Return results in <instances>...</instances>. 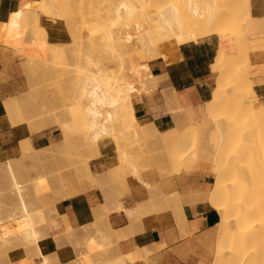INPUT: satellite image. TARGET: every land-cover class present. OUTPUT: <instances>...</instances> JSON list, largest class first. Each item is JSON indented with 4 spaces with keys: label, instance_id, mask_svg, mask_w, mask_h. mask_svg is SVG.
Masks as SVG:
<instances>
[{
    "label": "bare ground",
    "instance_id": "6f19581e",
    "mask_svg": "<svg viewBox=\"0 0 264 264\" xmlns=\"http://www.w3.org/2000/svg\"><path fill=\"white\" fill-rule=\"evenodd\" d=\"M46 1L47 0H44V1L40 0L36 8H33L34 6L32 7L31 5L28 4L26 6H22L17 12H14L11 15L10 21L7 22L6 24H3L2 29H0V38L2 37L3 41L8 46H14L18 48L21 51V53L26 55L27 57L26 65H28L31 68L33 66L34 68H36L39 65L37 63L39 61L35 59L36 57L33 58L34 55L29 51L30 48L27 47L29 46L28 44L32 42L33 40L35 42L33 46H35L36 44L40 43V42H37L38 40L43 39V41L41 40L43 44V46L41 47H44L43 49L45 51L48 50L52 54L53 56L52 58L54 60L53 59L51 60H53L55 64H59L62 66L67 65L66 64L68 62L67 59L69 58L68 55H70L67 50L70 49L71 54L76 55V57L78 56V61L75 64V67L73 66L74 68L72 69V72L68 74L67 76L69 79L68 83L71 82L70 86L72 85V88L74 89V93L71 91L73 93L71 97L72 102L69 104H66L67 106L64 107L63 111H60L59 109H58L59 111L56 109H52L50 111L40 110L39 112H37V109L39 106L37 105L38 107L35 106L36 107L35 108L34 104H32V102L30 101L31 99L29 100L30 95L28 96L25 95L26 92L28 91H23L22 93L5 100L4 104H5L7 113L9 115L10 121L12 123L11 125H14L18 129L19 127L27 129L26 133H23L25 135V138L23 134H21V136L24 138V140L23 138L21 139V141L22 140L23 141L20 143L22 154L24 153L26 156V155H30L32 152L34 153V151L36 150L31 140V134L37 131H41L50 126L59 127V129L61 130L63 134L62 141H64L65 143H71L73 138L76 135L79 136L78 139L82 137L81 138L82 142H78V143L83 144L82 146L85 150L95 149V153L98 152L97 153L98 155L100 154L99 149H101L100 142L106 137H112L113 139V138H116L117 135H120L121 137L133 135L132 137L136 139L135 137L138 136L139 138L140 137L139 135H141L143 138H148V136L150 135L151 136L150 138L152 140V136L154 134L151 135L149 133L155 131L160 135L161 143L154 142L155 144H153L152 146L153 150L152 149L146 150L145 157L143 158L141 157L144 152H140V151H143V149H146V146L142 150H140V148L143 145L140 148L137 147L138 148L137 150H140L138 151V153H142V155L139 154L138 157L139 158L141 157L142 159L141 158L139 159L138 157H136L137 154H135V152L130 153L129 152L130 149L129 151L127 149L128 152L124 151L121 145L122 141L118 140V142H120L119 145L121 146V149H118V152L119 150L120 151L123 150L120 153H118V155H120V160H121L120 163H123L124 165L123 167H127V166H128L127 168L130 167V171L128 172H123L119 174L120 171L118 173L115 172L116 170L114 169V166H113L107 169L106 172L102 174L100 172V174H98L92 169L91 164L87 162L88 160L86 158H84V160H87V161H85L84 163L82 162L84 161L83 160L84 156H82V160L80 159V161L83 163V165L81 167H82L83 172L85 173L81 172V168L77 166L78 170L80 169L79 170L80 173H83L84 175L86 174V176H88L93 182L97 183L98 185L103 184V182L107 184L108 181L109 182L115 181V180L119 181L118 179H120V175L124 176L123 179L121 178L123 181H120V184L122 183L125 184L126 177L129 174H133L137 176L139 179L143 180L144 182V178L142 176V171H141L143 168H141V165L143 166L147 160L153 161L155 163L162 162V164L164 163V165L167 166V169H171L170 167L172 165H178V168L180 170V168H182L185 165L188 159L197 158L199 156L198 154L199 151L197 152L196 149L193 153L188 151L191 149V147L189 149L190 141L188 139L189 135H187V132L190 133L189 130L192 129L193 127H190L188 131H187L188 127L186 129L185 127H175V128L168 129L166 131H160L154 123H149V124L142 126L140 125V120L136 114V108H135L133 97H132L134 89L142 88V90L144 91L150 87H156L157 82H156V77L154 74L151 73L148 67V64L142 63L139 66L136 65L134 63L133 56L131 55L130 51L136 50V52H138L140 56L142 55L145 56L147 60L154 59L157 57H163L165 58L167 62H170L174 58L180 56V45L183 44L179 37V36H182L183 34L181 30V19L186 16L191 21V23L195 25L196 27V31L193 34H191V38H192L191 41H198L200 38H202V36L203 37L207 36V34L208 35L216 34L220 37V46H219V50L217 54V59L220 62L223 61V58L225 57L226 54H230L234 56L235 58V60H233L231 63H227L226 65H220V67H218V70L215 69L219 72V78H218L217 86L213 90L211 99L207 101L208 114L215 116V121L218 123V126H219L218 130H216L217 135L223 138L221 142L219 141L218 150L215 153L210 154V156L212 155L211 157L216 162L217 183L214 185L213 191L211 192L212 195H210L211 198L209 200L210 201L209 204L219 211L220 217H221L219 223L217 224L219 227V230H218L219 233H218L217 242L215 246V255H214L215 259H214L213 264H264V259H262L264 258L262 257L264 256V245L255 246L254 251L252 250L253 252L247 251V249L250 250L248 245L252 243V241L255 240L257 236H260L259 234H262L264 232V231L262 232V230H264V176L259 181L260 183V186H259L260 195L258 196L259 199L256 198L257 203L255 201L251 202V203H256L255 205L250 204L249 200L250 198H253L252 196L253 193L251 192L252 186H251V181H250V169H249V165L247 164L249 163L247 154L249 150L253 149V146L259 143L257 141L258 137H256L254 134L255 129L258 127L259 116H257V118L252 116V112L256 108V105H255L256 100L253 97H251L249 94H245L244 92L245 90L244 78L245 77H244V74L241 71H239V67H238L237 58L244 52L248 53L250 51L249 50L250 48L248 47L247 40H246V36H247L246 29L244 27L242 28L236 25L237 24L236 22L239 21L240 17L236 15H230L233 11V4L235 0H116V3L114 2L112 6L107 7V10L105 8L106 11L103 14L102 12L100 13L98 11L99 9L95 8L94 0H79V3H78L79 7H77L76 5V7L79 8V18H78L79 20H77L76 22L74 21V19H72L74 22H66L69 32L71 34V40H70L71 44L70 46H68L69 47L68 49L66 48L67 50H65V48L62 47V45H60L59 43L58 44L56 42L50 43L47 40L48 38H47L46 28L45 29L41 28L40 24L37 22V20L40 19L39 12H42L47 7L48 9L50 7L53 8L56 0L51 1L53 2L51 3V5H48ZM245 1L249 6H251V0H245ZM76 2H78V0ZM109 2L111 3L113 1H109ZM106 4L108 3L106 2ZM63 5H64L63 3L61 4V1L57 0L54 8L51 11H50L51 9L50 8L49 12L56 10V6L58 8L60 7L63 11H65L64 7H66V5L64 6ZM60 8L59 10H61ZM77 12H78V9H77ZM55 13L52 12V14H55ZM45 14L47 15L46 12ZM75 14L77 15V13H74L73 15L75 16ZM58 15L60 17V14ZM82 17L84 18L83 20H81ZM33 19L38 24H36V27L32 25L33 27L32 31H29L31 30L30 28H28L26 31L25 29L26 26L24 28L23 24H29V22ZM65 19L63 20L65 21ZM258 19L261 21V23L264 26V16H258ZM34 20H33V23L35 22ZM18 21H22L23 23L21 26L22 28L20 27L21 30L20 29L17 30V28H19L20 26V24H17ZM89 24L92 25L91 27L92 29L88 27ZM84 27L88 30L86 35H84L83 33ZM35 28L36 30H34ZM24 29H25V32L23 33ZM33 31L35 32V36H37L36 40L28 38L30 36L32 38L35 37V36L33 37L34 35ZM26 35H29V36H26ZM20 36H23V37L20 38ZM22 38L26 39L25 40L26 42ZM96 38L100 40L98 45L93 44ZM85 39L91 40L93 44L89 48L90 51H84ZM44 42L48 44H45ZM23 43L25 46L27 45L26 47L28 48V50L25 48V46H23ZM37 48H35L36 52L38 51ZM41 51L43 53L42 49ZM71 58L70 60L73 61V58L72 59ZM75 59L77 60V58ZM115 59L118 61V70L110 71L109 70L110 63L108 64L107 61L109 60L113 61ZM70 62H68V64ZM220 62H218V64ZM39 63H42V62H39ZM40 65H44V64H40ZM26 68L27 67H25L24 69L26 70ZM69 68H71V66H69ZM55 69H56V66H55ZM219 69L221 70L219 71ZM46 72L48 73V71H45V74ZM56 73L57 72H55L54 74L57 75L58 73L57 74ZM30 78H32L33 81L35 79L33 77H30ZM43 78L44 77H42V80H44ZM38 79H37V82H38ZM68 79L65 81L67 82ZM29 88L30 90L32 89L31 86ZM39 88H42V87H39ZM49 102L51 103L52 101H49ZM64 105L65 104H63V106ZM41 106L39 107V109L43 108ZM50 106L49 108L51 109L52 106L51 107ZM45 107L47 108V106ZM60 109L62 108L60 107ZM193 130L194 128L192 129V131ZM195 130H196V127H195ZM131 131L133 132V134H129ZM22 132H25V131L22 130ZM184 134H186L185 139L180 141V143L175 144L174 137L177 138L178 136H183ZM120 136H118V138ZM219 136L217 137L219 138ZM150 138L148 142H151ZM131 139L134 140L133 138ZM131 139L129 141L130 143H132ZM136 140H139V139H136ZM136 140L134 142H136ZM77 141H80V140H77ZM59 142L60 141L58 139V141L56 143H52V145L55 144V146H57L56 144ZM118 142L116 144H118ZM192 142L194 143V141ZM116 144L115 146H118ZM127 144L129 143L127 142ZM223 144L227 146L224 148L226 150L221 149V146ZM147 147H150V146L147 145ZM44 148H47L48 150L50 148V145L49 147L47 146L43 147V149ZM83 148L81 147L82 150ZM133 148L134 147H132V149ZM51 149L53 150V147ZM47 150L44 149L43 151H45L46 153ZM59 150L61 151L62 148ZM261 150H264V148L263 149L261 148ZM43 151L39 150V154L40 152L42 153ZM53 152L54 151H52V153ZM48 153H49V150H48ZM63 153L65 154L66 152L64 151ZM39 154H36V155L38 156ZM262 154L264 155V153ZM67 155H69V153ZM73 155H70V156H73ZM87 155H88V158H90L89 157L90 154H87ZM42 156L44 157V155ZM40 158L43 159L42 157ZM237 159L238 160L241 159L242 162L241 160H239L240 161L239 162ZM243 159L248 160V161H244ZM141 160L143 161L140 162ZM13 161L9 159L5 163H1L0 169L2 167L4 170H6V173L5 172L3 173H5V175L7 176L4 175V177H8V179L10 180L9 184L12 186L11 189L13 190V192H15V194H17V197L19 199L18 205L16 204L18 207V211L15 213H10L9 216L5 219L0 218V244L12 245L14 243H18L20 245H23L25 248L29 250L30 254H32V256L28 260V264H31L34 260H38V259H42V264H49L47 260V256L44 254L43 250L39 246V242L42 238L40 231L41 230L45 231L46 235L49 232V231L46 232L47 229L45 228L47 226L46 223L48 222L47 220L50 217V214L47 213V211L43 209L42 207H37V208L33 207V204L36 203V197H35L36 193H34L31 196L33 198L30 199V201H29V198L26 197L25 195L26 193L23 188L26 189L27 184L22 183L23 180L20 179V176H18V173L19 175H21L20 171H17L18 169L15 166V164H18V166L20 164L18 162L14 164ZM57 162H59V159ZM76 162L79 163L78 161ZM81 162L80 164H82ZM237 162L242 163L243 165L241 164L239 165V163ZM162 164H160V166ZM74 165H76V163ZM48 166H49V162H48ZM51 168L52 167H50L49 169ZM24 174L25 176L27 175L26 173ZM57 175H60V173H57ZM44 176L43 175L39 176L38 181L35 182L34 186H36L37 190L40 189L39 187L45 184L46 182L45 179L47 178H45ZM52 176L53 174L51 175L50 182L51 184L52 183L55 184L54 182H52L53 180L51 181ZM62 179L61 181H59L58 179L56 181L60 183L62 182ZM124 179H125V182H124ZM24 181L28 182V180H24ZM147 181H145V183L148 184V186H151V184H149V182ZM6 182L3 184H8ZM51 184H48L47 186ZM7 187H9V185ZM41 188H45V187H41ZM120 189L124 190L125 188L120 187ZM30 191H31V188H30ZM108 191L110 194L113 193V192H110L111 190H109V188H108ZM106 192L104 193L105 194L104 198L105 197L107 198ZM150 192L153 195L151 199H154L155 192L154 194L152 190ZM174 194L175 193L171 194V196H175L177 193L175 195ZM27 195L29 194L27 193ZM115 196L117 197V195ZM167 196H170V195L162 193V196H160L161 201L157 199V201L155 200V203H152L151 202L152 200L149 201L148 203L151 202L152 203V204L150 203V205H152L151 207L155 211H158L165 206H170L168 203ZM176 198H179V196ZM108 199H110V197ZM169 200L176 201V199H171V198ZM178 200L179 201L177 202H180V198ZM108 201H111V200H108ZM117 202L119 201L117 200ZM173 204L176 206L177 203L176 204L173 203ZM101 205L102 204L98 205L99 209ZM106 205L107 204H105L104 208H107V209L105 210H107L108 212H111L112 209L110 211L108 208L110 206L109 205L106 206ZM110 205L112 204L110 203ZM114 206H116L117 209L125 207L124 204H121V203H118V205H114ZM179 207H181V203H179ZM98 208L95 210V212L97 211L98 212L97 214L99 215L101 212L99 213ZM117 209H114V210H117ZM140 209L138 207L137 208H126L125 212H128V214L132 217H136L139 212L145 214V211H147V210L141 211ZM150 209L151 208L149 207L148 212L152 211V209L151 210ZM181 209H183L184 211L183 207ZM97 214L95 215L98 216ZM105 215H109V213ZM256 215L259 216L255 220V221L258 220L257 228H261V229L252 231L251 230L253 226L252 224L255 222L252 223L251 221L255 219L253 216H256ZM139 216L141 215L139 214ZM103 217L104 216L100 217V219ZM105 218L107 219V217L106 216L104 217V222H107ZM106 227H109V226H104L105 229L103 230V233L105 231V234L107 232ZM101 230L102 229L98 231L99 232L98 234L96 233V236L100 234ZM113 233H115L116 235V232H114V230H113ZM99 236L98 238L101 237ZM117 236L118 235H116V237ZM107 237H108L107 238L108 240L109 234H107ZM118 238L119 237H117V241L119 240ZM104 240L105 238L103 239V241ZM108 241H110V239ZM112 243L113 241H111V244ZM131 253L133 254L134 251L133 252L131 251ZM125 256H128V255H123V257L126 260L127 257ZM133 256L135 255H132V259L131 257H128V258H130L131 261L134 260L133 258L137 259V257H133ZM144 258L142 259L144 260ZM121 259L119 261H122ZM135 260L133 261V263L135 262ZM123 262H121L120 264H122ZM106 264H108L107 261H106Z\"/></svg>",
    "mask_w": 264,
    "mask_h": 264
},
{
    "label": "crops",
    "instance_id": "0c3cea01",
    "mask_svg": "<svg viewBox=\"0 0 264 264\" xmlns=\"http://www.w3.org/2000/svg\"><path fill=\"white\" fill-rule=\"evenodd\" d=\"M39 1L0 0V29L22 6L27 4L36 6ZM251 9L255 16H264V0H251ZM40 23L47 29L50 41L71 40V34L63 19H54L42 14ZM249 37V75L254 80V89L258 97L255 105L264 107V31L250 34ZM219 46L220 37L212 34L198 41L181 44L180 56L170 62L163 57L144 60L151 73L160 76V79L157 86L150 89L156 90L152 96L143 94L139 99L133 100L141 123H154L160 131L183 126H195L199 132L210 129L207 101L211 99L219 78V72L214 69ZM21 58L22 54L8 46L1 37L0 164L9 159H18L22 153L21 131L11 125L4 104L5 100L25 90ZM218 127L215 121L214 129L218 130ZM62 139L60 138L59 141ZM31 140L36 150V159L40 160V157L47 159L51 148L53 147V150L56 148L52 143L58 141L57 128L49 127L34 132L31 134ZM49 145V153L47 148H44L47 150L46 154L43 147ZM218 146L219 142L215 148L203 142L197 150L199 156L213 162L212 170L206 166L199 170L188 171L191 161L188 159L180 171L169 173L170 175L167 176L160 175L155 167L144 168L142 170L144 182L137 176L129 174L125 184L108 181L107 184L103 182L98 185L86 174L84 175L83 170L81 171L83 173H80L77 168H73L70 173L58 172L61 176L56 174L55 178L51 179L55 184H51L48 177V183L45 182L46 185L41 186L45 188L39 187L40 191L36 197V204L46 208L47 213L51 214L45 228L47 232L49 231V235H45L39 242L48 263L106 264L107 261L108 264H120L125 261L124 264H213L219 233L217 224L221 217L219 211L209 204L211 192L217 183L216 162L210 154L215 153ZM39 150L43 152L39 154ZM117 164V154L111 142L108 147L102 149L101 156L92 160L91 167L96 173L102 174ZM57 179L59 181L62 179V182L58 183ZM48 184H51L50 187L47 186ZM117 187L126 190H119ZM108 188L113 193L110 194ZM104 190L107 191L106 200ZM149 190H152L153 194L154 192L177 193L181 203L180 209L174 205L165 206L140 218L132 217L125 212L126 208H135L151 198L153 195ZM118 203L124 204L125 210L114 206ZM100 204H102L101 210L98 208ZM105 204L110 206L108 208L110 211L112 209L111 212L105 210L107 209L104 208ZM96 207L99 213L101 212L99 215L97 211L95 212ZM108 213L109 215H105ZM102 216L107 217L105 218L107 222H104V217L100 219ZM104 226H109L106 227V234L105 231L103 233ZM98 229H102L101 235L99 234L102 238L96 236V233H99ZM113 230L119 237L118 241ZM107 234L110 241L107 240ZM91 240L96 241L95 247L90 245ZM99 244L102 246L99 247ZM131 251L134 253L132 254ZM123 255H128L125 256L126 260ZM132 255L137 257V259L133 258L136 259L134 263V260L131 261ZM26 256L22 247H15L8 252V258L12 261ZM120 259L122 261H119ZM31 264H42V259L34 260Z\"/></svg>",
    "mask_w": 264,
    "mask_h": 264
},
{
    "label": "rangeland",
    "instance_id": "374dc122",
    "mask_svg": "<svg viewBox=\"0 0 264 264\" xmlns=\"http://www.w3.org/2000/svg\"><path fill=\"white\" fill-rule=\"evenodd\" d=\"M41 1H44V0H41ZM51 1H53V0H50V2H49V0H47L46 2L48 3V5H51V3H53V2H51ZM57 1V0H56ZM56 1H55V4H54V6L56 5ZM59 1H61V4L63 3L64 5H66V7H64L65 8V11H66V13H65V11H63L60 7V9L63 11H61V10H59V8L56 6V10H54L56 13H58V14H60V17H59V15L58 14H56L54 11H52L53 13H55V14H52V12H49V9H50V11L54 8V6H53V8L52 7H50L49 9H48V7L45 9V10H43L42 12H39V17H41V15L42 14H45V12L47 13V16H49V17H53V18H56V19H58L57 17H59L60 19H65V22H74V21H76L77 22V20H79L78 18H79V8H77V7H79V0H78V2H76L77 0H59ZM67 1V2H66ZM69 1V2H68ZM109 1H113V2H109ZM45 2V3H46ZM106 2L108 3V4H106ZM114 2L116 3V0L114 1V0H94V5H95V8H97V9H99L98 11L101 13L102 12V14L103 13H105V11L107 10V7H110V6H112L113 4H114ZM60 3V2H59ZM38 4H39V2L37 3V5L36 6H32L31 4H29V5H31L33 8H36L37 6H38ZM57 4H58V2H57ZM28 5V4H27ZM60 5V4H59ZM58 5V6H59ZM63 5V6H64ZM76 5H77V7H76ZM103 5V6H102ZM26 6V5H25ZM62 6V7H63ZM183 6V5H182ZM68 8V9H67ZM78 9V12H77V9ZM105 8H106V10H105ZM181 8H183V7H181ZM59 10V12H58V10ZM71 9V10H70ZM47 10H48V12H47ZM183 10V9H182ZM45 11V12H44ZM61 11V12H60ZM75 11V12H74ZM77 13V15L75 14V16L73 15L74 13ZM51 13V14H50ZM185 13H187V12H185ZM50 14V15H49ZM46 15V14H45ZM84 15V14H83ZM230 15H236V16H238V17H240V19H239V21H237L236 23V25L238 26V27H244L245 29H246V31H247V36H246V40H247V44H248V47L250 48V37H249V35L250 34H253V33H257V32H261V31H264V26H263V24L261 23V21L258 19V16H255L253 13H252V9H251V6H249L247 3H246V1L245 0H235V2H234V4H233V11H232V13L230 14ZM77 16V17H76ZM84 17V16H83ZM81 18V20H83L84 18ZM228 17V16H227ZM77 18V19H76ZM72 19H74V21L72 20ZM34 20V19H33ZM33 20H31L30 22H29V24H23L22 23V21H18L17 22V24H20V26H19V28H17V30L18 29H20V27L22 26V24H23V26H24V28H25V26H26V31H27V29L28 28H30L31 30H29V31H32L33 29V27H32V25H34V27H36V24H40V27L41 28H44L45 29V27L40 23V19L39 20H37V22L35 21L34 23H33ZM67 20V21H66ZM21 22V23H20ZM225 25V24H224ZM88 27L90 28V29H92L91 27H92V25L91 24H89L88 25ZM22 28V27H21ZM25 29H24V31H23V33L25 32ZM21 30V29H20ZM23 30V29H22ZM34 30H36V28L34 29ZM47 30V29H46ZM181 30H182V36H179L180 37V40L182 41V43H186V42H190L191 40H192V38H191V34H193L195 31H196V27H195V25H193L192 23H191V21L185 16V17H183L182 19H181ZM87 32H88V30L84 27L83 28V33H84V35H86L87 34ZM20 33H21V31H20ZM33 33H34V35H33V37L35 36V32L33 31ZM17 34H19V33H17ZM28 34V33H27ZM196 34V33H195ZM23 35V34H22ZM29 35H30V33H29ZM29 35H26V36H29ZM32 35V34H31ZM212 35V34H211ZM19 36V35H18ZM207 36H209L208 34H207ZM21 37H23V36H20V38ZM204 37H206V36H204ZM203 36H202V38H204ZM27 38V37H26ZM28 38H31V39H37V36H35L34 38H32L31 36L30 37H28ZM27 38V39H28ZM43 38V37H42ZM46 38V37H45ZM44 38V39H45ZM47 38H48V33H47ZM23 39V38H22ZM201 39V38H200ZM199 39V40H200ZM24 41L26 40V39H23ZM29 40V39H28ZM42 41H43V39H41ZM41 40H38L37 42H40L39 44H36L35 46H33L34 44H35V42H34V40L32 41V42H30V43H32V44H28L29 46H27L28 48H30L31 49V47H32V49L34 50H30L29 49V51L34 55V57L33 58H35L37 61H39V62H42V63H39V62H37L39 65H38V67H36V68H34V66L31 68V67H29L28 65H26V60H27V57H26V55H24L23 53H21V51L18 49V48H16V47H14V46H10V47H13L16 51H18L19 53H21L22 54V58H21V68H22V74H23V80H24V91H28V92H26V94L25 93H23V94H25V95H30V98H29V100L32 102V104H34V107L36 106V107H40L41 105V107H43V108H40L39 109V107H38V109H37V112H39L40 110H52V109H56V110H60V111H63L64 110V107L65 106H67L66 104H69V103H71L72 101V99H71V97H72V94L74 93V89L72 88V85L70 86V83H68L69 82V79H68V74H70L71 72H72V69L75 67V64L77 63V61H78V56L76 57V55H73V54H71V52H70V49L69 50H67L69 47L68 46H70V41L69 42H56L57 44L59 43L60 45H62V47H64L65 48V50H67L68 52H69V54L71 55H68V59H67V61L68 62H70L71 60H70V58L72 57L73 58V61H71L69 64H68V62L66 63L67 65H68V67H67V65H64V66H62V65H59V64H55V62L53 61L54 59L52 58L53 56H52V54L47 50V51H45L43 48L44 47H41V46H43V44H42V41ZM50 43H53V41H50L49 39H47ZM26 42V41H25ZM24 42V43H25ZM28 42V41H27ZM47 42V41H46ZM99 42H100V40L98 39V38H96L95 39V41L93 42V44H95V45H98L99 44ZM24 43H23V46H25L24 45ZM45 43V42H44ZM26 44V43H25ZM45 44H48V43H45ZM69 44V45H68ZM92 44V42H91V40H88V39H85V41H84V51H90V47H91V45H93ZM31 45V46H30ZM25 46V48L28 50V48ZM38 47V48H37ZM41 47V48H40ZM35 48H37V52H36V50H35ZM67 48V49H66ZM40 49V50H39ZM41 49L43 50V53H42V51H41ZM250 50V49H249ZM39 51H40V53L42 54H40L39 53ZM48 52V53H47ZM35 53H37V54H35ZM39 53V54H38ZM130 53H131V55L133 56V60H134V63L136 64V65H141L142 63H144L143 61L144 60H147V58L145 57V56H140V54L138 53V52H136V50H131L130 51ZM36 55V56H35ZM46 55V56H45ZM73 55V56H72ZM49 56V57H48ZM47 57V58H46ZM103 57H105V56H103ZM45 58V59H44ZM71 58V59H72ZM75 58H77V60L75 59ZM51 59H53V60H51ZM76 61H75V60ZM105 59V58H104ZM106 60V59H105ZM108 60V59H107ZM233 60H235V58H234V56H232V55H230V54H226L225 55V57L223 58V61H219L218 59H217V57H216V61H215V64H214V69H217L218 70V67H220V65H226L227 63H231ZM237 61H238V67H239V71H241L243 74H244V82H245V90H244V92H245V94H249L251 97H253L255 100H257V94H256V92H255V89H254V80L253 79H251L250 78V75H249V64H250V55H249V52L248 53H246V52H244L243 54H241L238 58H237ZM83 62V61H82ZM108 62V64L110 63V65H109V70L110 71H117L118 70V61L115 59V60H113V61H107ZM218 62H220L219 64H218ZM46 63H47V65H46ZM84 63V62H83ZM25 64V65H24ZM40 64H44V65H40ZM46 65V66H45ZM54 65V66H53ZM218 65V66H217ZM55 66H56V69H55ZM61 66H62V68H61ZM69 66H71V68H69ZM74 66V67H73ZM216 66V67H215ZM25 67H27L26 68V70L24 69ZM49 67V68H48ZM66 67V68H65ZM41 68H42V70H41ZM45 68V69H44ZM60 68V69H59ZM36 69V70H35ZM47 69V70H46ZM54 69V70H53ZM62 69V70H61ZM65 69V70H64ZM70 69H71V71H70ZM29 72H28V71ZM54 72H53V71ZM67 70V71H66ZM221 69H219V71H220ZM36 72L35 74L34 73H32V72ZM45 71H48V73L46 72V74H45ZM50 71H52V72H50ZM55 72H57L56 74L58 75H55L54 73ZM62 72H63V74H62ZM32 75H30V74ZM37 74V75H36ZM51 74V75H50ZM29 75H30V77H33V78H35L34 79V81L32 80V78H30L29 77ZM39 75V76H38ZM44 77L43 79L44 80H42V77ZM45 76H47V77H45ZM52 76V77H51ZM57 76V77H56ZM60 79H59V78ZM155 77H156V82H157V84H158V81H159V79H160V76H157V75H155ZM39 78V79H38ZM47 78V79H46ZM66 78V79H65ZM37 79H38V82H37ZM68 79V81L66 82L65 80H67ZM49 80V81H48ZM64 80V81H63ZM44 81H46V82H44ZM48 81V82H47ZM32 82V83H31ZM34 82V83H33ZM39 83V84H38ZM42 85H41V84ZM38 84V85H37ZM31 86V90H30V87ZM69 86V87H68ZM33 87H34V89H33ZM39 87H42V88H39ZM29 88V89H28ZM39 88V89H38ZM44 88V89H43ZM73 90H72V89ZM151 88H154V87H150V88H148L147 90H142V88H137V89H134L133 90V95H132V97H133V100H135V99H139L143 94H147V95H150V96H152L155 92H156V90L154 89V90H150ZM43 89V90H42ZM68 90H70V91H68ZM39 91H40V93H42V94H40L39 93ZM73 93H72V92ZM33 93V94H32ZM35 93V94H34ZM52 93H54V94H52ZM40 94V95H39ZM22 95V94H21ZM24 95V96H25ZM32 95V96H31ZM34 95V96H33ZM38 96V97H37ZM54 98H53V97ZM51 97V98H50ZM55 97H57V98H55ZM64 98V99H63ZM35 99V100H34ZM50 99V100H49ZM56 99V100H55ZM66 99V100H65ZM34 102H33V101ZM40 100V101H39ZM43 100H45V101H43ZM29 101V102H30ZM37 102V104H36V102ZM49 101H52L51 103L49 102ZM64 101V102H63ZM30 102V103H31ZM47 103H49V104H47ZM63 104H65L64 106H63ZM38 105V106H37ZM54 105V106H53ZM45 106H47V108L45 107ZM49 106L51 107V109L49 108ZM35 107V108H36ZM54 107V108H53ZM60 107L62 108V109H60ZM58 110V111H59ZM36 112V111H35ZM52 112V111H51ZM210 115V117L208 118L209 119V125H210V129H208L206 132H199V130H197V128H196V130H195V127H193L194 128V130L192 131V129H190L189 130V128L191 127V126H183V127H185V129L187 128V131L189 130L190 131V133H188L187 132V135H189L188 136V139H189V141H190V143H189V149H190V147H191V149L190 150H188V151H190V152H194L195 151V149L196 150H198V148L200 147V145L201 144H203V142H207V143H209V145H210V147L211 148H215V147H217V142H221V140H223V138L222 137H220L219 135H217V132H216V130L214 129V126H215V116H212L211 114H209ZM252 116L253 117H256L257 118V116H259V122H258V127L255 129V132H254V134H255V136L256 137H258V139H257V141L259 142L258 144H256L255 146H253V149H251V150H249L248 151V154H247V157H248V160H244V161H248L249 163H247L248 165H249V169H250V181H251V186H252V190H251V192L253 193L252 194V196H253V198H250V200H249V203L250 204H256L257 203V200H256V198L257 199H259V186H260V183H259V181H260V179L264 176V155L262 154V153H264V150H261V148L263 149L264 148V107H257L256 106V108L253 110V112H252ZM254 121V120H253ZM140 125H142V126H144V125H146V124H142L141 123V121H140ZM50 127H54V128H57V136H58V139H60V138H63V134H62V132H61V130L59 129V127H57V126H50ZM17 128V127H16ZM49 128V127H48ZM18 129V128H17ZM19 129H20V131H21V134H23V133H26V131H27V129H25V128H22V127H19ZM22 130H24L25 132H22ZM132 132V131H131ZM129 133V134H133V132L132 133ZM155 132V131H154ZM151 132V133H149V134H151V135H153L152 136V140H151V136L149 135L148 136V138H143L141 135H139L140 137L138 138V136H136V135H134V136H136L135 138L136 139H139V140H136V139H134V137H132V136H126V137H121L120 135H117V137L116 138H113L112 139V137H106L105 139H103L101 142H100V147H101V149H99L100 150V154L98 155L97 153H95V149L94 150H85L84 148H83V144H81V143H78V142H82L81 140V138H79L78 139V137L79 136H75L74 138H73V140H72V142L71 143H65L64 141H60L59 143H57L56 145L58 146H56V149L58 150H52V151H54L53 153H52V151L50 150V156L47 158V159H41V161L40 160H37L36 159V156H35V153H36V151H34V153L32 152L30 155H26L25 156V154L23 153H21V156L18 158V160H17V158H13V159H11L12 161H13V163L15 164V163H19L20 165L18 166V164H15V166L17 167V171H20V174L21 175H19V173H18V176H20V179H22L21 181H22V183H24V184H27V187H26V189L25 188H23L24 189V191H25V195H26V197L27 198H29V201H30V199H32L33 197H31L34 193H36L35 194V197H37V195L39 194V191H40V189H36V186H34V184H35V182H37L38 181V177L39 176H44L45 178H51V175L53 174V176H54V178H55V176H56V174L58 173V172H61V173H70L71 172V170L73 169V168H76L77 166L78 167H80L81 168V171H82V165H83V163L85 162V161H87V162H89L90 164L92 163V160L94 159V158H96V157H98V156H101V151H102V149L103 148H105V147H108L109 145H110V143L111 142H113V146H114V149H115V152H116V154H117V165H116V168H115V166H114V169L116 170L115 172H119V174L120 173H123V172H128V171H130V167L129 168H127V167H123L124 165H123V163H120L121 162V160H120V155H118V153H120L121 151H127V149H128V151H129V149H130V153L131 152H135V154H137V156L136 157H138V155L140 154V155H142V153H138V151H140V150H142L143 148H145V146H146V149H143V151H140V152H144L143 153V155L141 156L142 158L143 157H145L146 156V150H150V149H152L153 150V148H152V146H153V144H155V143H159L160 142V135L157 133V132ZM216 132V133H215ZM215 133V134H214ZM27 134H28V132H27ZM158 134V135H157ZM186 134H184L183 136H178L177 138L176 137H174V141H175V144H178V143H180V141H182L183 139H185V136ZM23 136H24V138H25V135L23 134ZM118 136H120L119 138H118ZM217 136H219V138L217 137ZM127 137H128V139H127ZM133 138L134 140H132L131 138ZM155 137V138H154ZM23 137L21 136V139H22ZM24 138H23V140H24ZM76 138V139H75ZM122 138V139H121ZM131 139V142L132 143H130L129 141H130V139ZM149 138H150V141L151 142H148L149 141ZM115 139H117V140H115ZM148 139V140H147ZM154 139H155V141H154ZM158 139H159V141H158ZM178 139V140H177ZM192 139V140H191ZM22 140V141H23ZM77 140H80V141H77ZM118 140L119 141H122L121 142V145H122V147H123V150H119V152H118V149H121V146L119 145L120 144V142H118ZM136 140V142H134ZM21 140H20V143L22 142ZM192 141H194V143L192 142ZM118 142V144H116ZM127 142L129 143V144H127ZM149 144H148V143ZM155 142V143H154ZM123 143V144H122ZM161 143V142H160ZM80 144H81V146H80ZM115 144L116 145H118V146H115ZM133 144V145H132ZM192 144V145H191ZM259 144H260V146H259ZM124 145V146H123ZM143 145V146H142ZM147 145L148 146H150V147H147ZM263 147H262V146ZM61 146V147H60ZM142 146V147H141ZM192 146H193V148H192ZM81 147L83 148V150H85V151H83L82 149H81ZM116 147H117V149H116ZM131 147V148H130ZM132 147H134L133 149H132ZM137 147H141L140 148V150H137L138 148ZM225 147H227V146H225V144H223L222 146H221V149L222 150H226V149H224ZM62 148V150L60 151L59 149H61ZM193 149V150H192ZM98 150V151H99ZM132 150V151H131ZM134 150V151H133ZM66 152L65 154L63 153V152ZM94 151V152H93ZM127 151V152H128ZM61 154H60V153ZM86 152H87V154H90L89 155V157L90 158H88V155L86 154ZM69 153V155H67ZM54 156H53V155ZM63 154V155H62ZM74 154V155H73ZM132 154H134V153H132ZM70 155H73V156H70ZM86 155H87V157H86ZM67 156V157H66ZM70 156V157H69ZM78 156H79V158H78ZM82 156H84L83 157V160H84V158H86L87 160H84V161H80V159L82 160ZM263 156V157H262ZM72 157V158H71ZM81 157V158H80ZM140 157V158H141ZM223 157V156H222ZM53 158V159H52ZM69 158V159H68ZM76 158V159H75ZM139 158V157H138ZM139 158V159H140ZM141 158V159H142ZM263 158V159H262ZM25 159V160H24ZM58 159H59V162H57L58 161ZM65 159H67V160H65ZM75 159V160H74ZM79 159V160H78ZM16 160V161H15ZM24 160V161H23ZM57 160V161H56ZM238 160V159H237ZM239 160H241V159H239ZM238 160V161H239ZM261 160H263V161H261ZM46 161V162H45ZM72 161V162H71ZM75 161V162H74ZM76 161H80L82 164H80V162L79 163H77ZM143 160H141L140 162H142ZM244 161H243V163H244ZM42 164H44V165H42ZM48 162H49V166L50 167H52L51 169H49L50 167L48 166ZM240 162V161H239ZM239 162H237V163H239ZM241 162H242V160H241ZM62 163H64V164H62ZM72 163H76V165H74V164H72ZM147 163V164H146ZM146 163L142 166L141 165V168H146V167H148V168H150V167H155L157 170H158V172H159V174L160 175H162V176H167V175H170L169 173H173V172H178V170H179V168H178V165H172L170 168L171 169H167V166L166 165H164V163L162 164V162H159V163H155V162H153V161H150V160H147L146 161ZM148 163H150V164H148ZM263 163V164H262ZM45 164L47 165V168H46V166H45ZM79 164H80V166H79ZM121 164V165H120ZM159 164V165H158ZM160 164H162L161 166H160ZM243 165L242 163H239V165ZM28 165V166H27ZM245 165V164H244ZM247 165V166H248ZM58 166V167H57ZM145 166V167H144ZM160 168H159V167ZM166 168H164V167ZM206 166H209V168L212 170V168H213V162L212 161H210V160H207V159H205V158H203V157H201V156H198L197 158H192L191 159V161H190V164H189V167H188V171H190V170H199V169H202V168H206ZM28 167V168H27ZM43 167H45V168H43ZM78 167H77V169H78ZM119 167V168H118ZM123 167V168H122ZM163 168V169H162ZM183 168V167H182ZM182 168H180V170L182 169ZM3 168L1 167V173H2V175H1V173H0V218H2V219H5V218H7L8 216H9V214L10 213H15V212H17L18 211V207H17V205H18V203H19V199H18V197H17V194H15V192H13V190L11 189V185L9 184V182H10V180L8 179V177H4V175H5V173H6V170H2ZM123 169V170H122ZM142 169V170H143ZM248 169V170H249ZM27 170H28V172H27ZM49 170H51V171H49ZM80 170V169H79ZM141 170V171H142ZM165 170V171H164ZM179 170V171H180ZM261 171V172H260ZM3 172H5V173H3ZM22 172V173H21ZM24 173H26L27 175L25 176V174ZM48 173V174H47ZM23 174V175H22ZM48 175V176H47ZM5 176H7V175H5ZM21 176H22V178H21ZM25 178H24V177ZM53 176H52V178H53ZM27 177H28V179H27ZM32 177H34V178H32ZM123 177L124 176H121L120 175V179H118L119 181H117V180H115V182H120V180H122L123 179ZM3 178H5V179H3ZM9 180H7V179ZM122 178V179H121ZM19 179V180H20ZM3 180H4V182H3ZM6 180H7V182H6ZM24 180H28V182L27 181H24ZM33 180V181H32ZM30 181V182H29ZM45 181L47 182V179H45ZM8 183V184H3V183ZM33 182V183H32ZM124 182H125V179H124ZM30 183V184H29ZM9 185V187H7V186ZM30 187H29V186ZM33 186V187H32ZM30 188H31V191H30ZM34 189V190H33ZM9 191H11V192H9ZM27 193L29 194V195H27ZM10 194V195H9ZM16 195V197H15V195ZM173 194V193H172ZM176 194V193H175ZM174 194V195H175ZM9 195V196H8ZM13 195V196H12ZM168 195V194H167ZM170 196H167L168 197V203H169V205L171 206V205H174L173 203H177L176 204V207H179V203L180 202H177V201H179L178 199L179 198H176V197H178V195L176 194L175 196H171V194H169ZM160 196H162V193H160V194H158L157 192H155V198L154 199H149V200H147V201H145V202H142V203H140V204H138L135 208H139L140 209V207H141V211H145V210H147V211H145V214H149V213H152L153 211L155 212V210L151 207L152 205H150V203L152 202V203H155V200L157 201V199H159L160 200ZM9 197V198H8ZM31 197V198H30ZM11 198V199H10ZM16 198H17V200H16ZM176 199V201L175 200H169V199ZM152 200V201H151ZM154 200V201H153ZM158 200V201H159ZM251 200H253V201H251ZM149 201H151L150 203H148ZM161 201V200H160ZM171 201V202H170ZM256 202V203H251V202ZM17 202V203H16ZM151 203V204H152ZM17 204V205H16ZM148 204V205H147ZM15 205V206H14ZM150 205V206H149ZM175 206V205H174ZM15 207V208H14ZM33 207L34 208H37V207H40V206H38L36 203L35 204H33ZM149 207L152 209V211L151 212H148L149 211ZM154 207V206H153ZM14 208V209H13ZM144 208V209H143ZM146 208V209H145ZM43 209H45L46 211H47V209L46 208H43ZM150 209V210H151ZM12 211V212H11ZM147 212V213H146ZM139 214L141 215V216H143L144 214L143 213H141V212H139L138 214H137V216L135 217V218H140L141 216H139ZM50 216H51V214H50ZM255 219H254V218ZM252 218L254 219L253 221H251L252 223L253 222H255V223H253L252 225V228H251V230L252 231H256V230H260L261 228H257V224H258V220L257 221H255L256 219H257V217H259V216H253ZM49 219V218H48ZM48 221V220H47ZM251 224V223H250ZM46 225H47V223H46ZM264 230H262V232H263ZM47 232V231H46ZM40 233H41V236H42V238L46 235V233H45V231H43V230H41L40 231ZM260 236H257L256 238H255V240H253L252 241V243H250L249 245H248V247H249V249L250 250H248L247 249V251L248 252H253L254 251V249H255V246H258V245H264V238H263V236H264V232L262 233V234H259ZM263 238V239H262ZM258 240V241H257ZM261 240V241H260ZM260 242V243H259ZM259 243V244H258ZM90 245L92 246V247H95L97 244H96V241L95 240H91V242H90ZM99 247L100 246H102V245H98ZM15 247H22L24 250H25V252H26V254H27V256L26 257H23V258H21L20 260H17V261H12V260H10L9 258H8V252H9V250L10 249H13V248H15ZM253 250V251H252ZM32 256V254H30V252H29V250L27 249V248H25L23 245H20V244H18V243H14V244H12V245H2V244H0V264H28V260H29V258ZM261 256H262V254H261ZM262 257H264V256H262ZM262 259H264V258H262Z\"/></svg>",
    "mask_w": 264,
    "mask_h": 264
}]
</instances>
